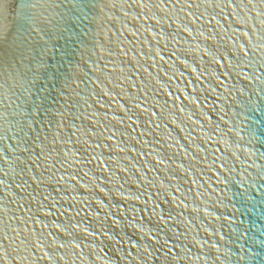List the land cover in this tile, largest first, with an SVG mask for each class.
I'll use <instances>...</instances> for the list:
<instances>
[{"label": "water", "instance_id": "water-1", "mask_svg": "<svg viewBox=\"0 0 264 264\" xmlns=\"http://www.w3.org/2000/svg\"><path fill=\"white\" fill-rule=\"evenodd\" d=\"M0 264H264V0H0Z\"/></svg>", "mask_w": 264, "mask_h": 264}]
</instances>
